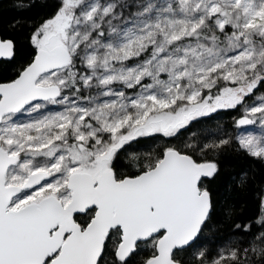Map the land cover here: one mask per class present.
I'll use <instances>...</instances> for the list:
<instances>
[{
	"label": "snow or ice",
	"instance_id": "6c2138e0",
	"mask_svg": "<svg viewBox=\"0 0 264 264\" xmlns=\"http://www.w3.org/2000/svg\"><path fill=\"white\" fill-rule=\"evenodd\" d=\"M7 7L0 264H264V0Z\"/></svg>",
	"mask_w": 264,
	"mask_h": 264
},
{
	"label": "trees",
	"instance_id": "16d2710c",
	"mask_svg": "<svg viewBox=\"0 0 264 264\" xmlns=\"http://www.w3.org/2000/svg\"><path fill=\"white\" fill-rule=\"evenodd\" d=\"M10 3L11 0H0V5L4 6L2 18L5 22L11 20L14 16L17 15L14 10L7 7ZM220 120L225 127L231 125L232 122L231 117L227 115L221 117ZM219 159L223 168L221 187H223V185L226 184L231 177H238L242 171H250L253 168L259 167L258 165L254 164L249 158H247L244 154L234 150L224 152L222 155L219 156ZM252 199L253 198L249 196V202L245 206V211L242 213V215H252L253 211L255 210L253 207ZM220 231H224V229H220Z\"/></svg>",
	"mask_w": 264,
	"mask_h": 264
},
{
	"label": "rangeland",
	"instance_id": "374dc122",
	"mask_svg": "<svg viewBox=\"0 0 264 264\" xmlns=\"http://www.w3.org/2000/svg\"><path fill=\"white\" fill-rule=\"evenodd\" d=\"M248 127H250V128H251L252 126H248Z\"/></svg>",
	"mask_w": 264,
	"mask_h": 264
}]
</instances>
